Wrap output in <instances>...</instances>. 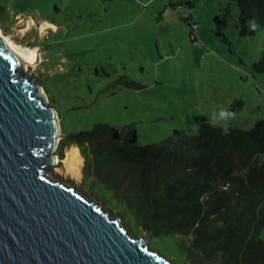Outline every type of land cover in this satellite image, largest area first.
<instances>
[{"label": "rangeland", "instance_id": "374dc122", "mask_svg": "<svg viewBox=\"0 0 264 264\" xmlns=\"http://www.w3.org/2000/svg\"><path fill=\"white\" fill-rule=\"evenodd\" d=\"M187 1L0 0V32L18 46L37 49V62L26 73L41 86L59 120L55 162L46 171L95 197L171 264H188L179 247L188 239L147 235L122 197L83 174L84 158L64 135L97 122L116 128L132 124L138 143L145 145L175 129L194 135L221 107L235 113L220 125L224 130L249 129L264 117V74L252 68L264 50V30L248 24L241 33L232 0ZM176 4L180 7L172 10ZM223 15L219 29L213 19ZM129 80L142 87L129 86ZM59 141L64 142L61 158ZM71 147L82 159L73 174L63 163ZM259 237L264 240V225Z\"/></svg>", "mask_w": 264, "mask_h": 264}, {"label": "trees", "instance_id": "16d2710c", "mask_svg": "<svg viewBox=\"0 0 264 264\" xmlns=\"http://www.w3.org/2000/svg\"><path fill=\"white\" fill-rule=\"evenodd\" d=\"M232 1L241 33L248 24L264 30V0ZM213 21L223 29L225 15ZM252 68L264 74V50ZM64 138L78 146L83 174L122 197L147 235L188 239L179 243L188 264H264V117L249 129L203 122L194 135L175 129L145 145L132 124L97 122ZM58 147L61 158L64 142Z\"/></svg>", "mask_w": 264, "mask_h": 264}, {"label": "water", "instance_id": "95a60500", "mask_svg": "<svg viewBox=\"0 0 264 264\" xmlns=\"http://www.w3.org/2000/svg\"><path fill=\"white\" fill-rule=\"evenodd\" d=\"M0 38V264H171L95 197L53 178L57 122ZM58 137V139H57Z\"/></svg>", "mask_w": 264, "mask_h": 264}, {"label": "bare ground", "instance_id": "6f19581e", "mask_svg": "<svg viewBox=\"0 0 264 264\" xmlns=\"http://www.w3.org/2000/svg\"><path fill=\"white\" fill-rule=\"evenodd\" d=\"M45 24H48V23L45 22ZM0 38L5 43V45L8 47V49H10L13 53H15L20 59H22L24 61H29L32 58V56L35 55V59H34L33 64L35 62H37V57H38L37 49H34V48L31 49L28 47L18 46L15 43H13L10 39H8L4 35H2L1 32H0ZM33 64H30V65H33ZM28 66H29V64L23 65L25 72H27ZM54 115L56 117V122H57L56 126H57V133H58L59 132V124H58L59 120L57 118V113L55 110H54ZM57 139H58V137H57ZM81 160L82 159H81V156L77 150V147H71L70 149H68V151L65 155V158L63 160V163L65 164L66 168H68L70 171H72V174H73V172H75L79 168ZM54 162H55V159H54Z\"/></svg>", "mask_w": 264, "mask_h": 264}, {"label": "clouds", "instance_id": "9594fccd", "mask_svg": "<svg viewBox=\"0 0 264 264\" xmlns=\"http://www.w3.org/2000/svg\"><path fill=\"white\" fill-rule=\"evenodd\" d=\"M235 116L233 111L221 107L218 111H214L210 115L212 126L226 125L229 120Z\"/></svg>", "mask_w": 264, "mask_h": 264}, {"label": "built area", "instance_id": "2783aa9c", "mask_svg": "<svg viewBox=\"0 0 264 264\" xmlns=\"http://www.w3.org/2000/svg\"><path fill=\"white\" fill-rule=\"evenodd\" d=\"M179 7H180V5H176L174 8H172V10H174L175 8H179ZM190 27H191V37L194 38V29L196 28V24L191 23Z\"/></svg>", "mask_w": 264, "mask_h": 264}]
</instances>
